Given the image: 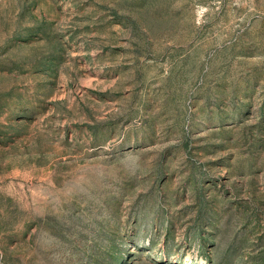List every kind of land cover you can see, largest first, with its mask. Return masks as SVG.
<instances>
[{"label": "rangeland", "instance_id": "374dc122", "mask_svg": "<svg viewBox=\"0 0 264 264\" xmlns=\"http://www.w3.org/2000/svg\"><path fill=\"white\" fill-rule=\"evenodd\" d=\"M0 264H264V0H0Z\"/></svg>", "mask_w": 264, "mask_h": 264}]
</instances>
